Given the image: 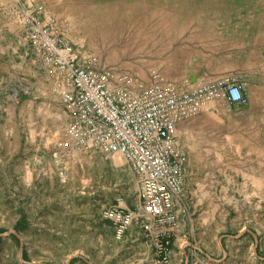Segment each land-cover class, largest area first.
I'll use <instances>...</instances> for the list:
<instances>
[{"label": "rangeland", "instance_id": "rangeland-1", "mask_svg": "<svg viewBox=\"0 0 264 264\" xmlns=\"http://www.w3.org/2000/svg\"><path fill=\"white\" fill-rule=\"evenodd\" d=\"M148 1L32 0L101 68L245 86L246 106L215 102L179 126L208 190L196 194L191 181L176 200L165 264H264V0ZM23 3L0 0V264H163L153 237L134 225L118 239L104 219L140 204L123 158L54 157L69 118L59 76L23 28ZM97 6L110 16L97 18Z\"/></svg>", "mask_w": 264, "mask_h": 264}, {"label": "built area", "instance_id": "built-area-1", "mask_svg": "<svg viewBox=\"0 0 264 264\" xmlns=\"http://www.w3.org/2000/svg\"><path fill=\"white\" fill-rule=\"evenodd\" d=\"M21 23L42 63L60 78L58 95L69 118L63 152L119 156L138 180L137 210L114 207L104 212L116 237L137 225L153 237L160 262L169 260L167 240L177 224L175 202L182 195L188 156L178 145V129L211 104L246 106L243 84L232 76L216 81H172L154 73L138 75L101 68L60 36L56 19L41 3L20 6Z\"/></svg>", "mask_w": 264, "mask_h": 264}, {"label": "crops", "instance_id": "crops-1", "mask_svg": "<svg viewBox=\"0 0 264 264\" xmlns=\"http://www.w3.org/2000/svg\"><path fill=\"white\" fill-rule=\"evenodd\" d=\"M196 172L195 168L193 167L192 160L190 159V156L188 154V165H187V175H186V182L185 186L188 188L190 185V182H193L192 189L196 194H204L207 189V187H204V181L201 179V175Z\"/></svg>", "mask_w": 264, "mask_h": 264}, {"label": "bare ground", "instance_id": "bare-ground-1", "mask_svg": "<svg viewBox=\"0 0 264 264\" xmlns=\"http://www.w3.org/2000/svg\"><path fill=\"white\" fill-rule=\"evenodd\" d=\"M112 2H115V3H118L120 0H111ZM130 1H133V0H126V2H130ZM140 1H143V2H147L148 0H140ZM149 1H153L151 4L154 6V8L159 4V2H157V1H159V0H149ZM148 1V2H149ZM99 7H101V6H99ZM98 6L96 7L97 8V14L95 13V15H96V17L97 18H102V20H104V19H106V17H109L110 16V14L108 13L107 15H105L106 13L103 11V9H98L99 8ZM153 11H151V10H147L146 11V13L148 12V13H151V15H153L154 17H156V16H159V15H161V13H159L158 11H156V9H152ZM104 22V21H103ZM103 26V25H102ZM114 27H116V26H112L111 27V29L112 28H114ZM98 29V28H97ZM103 30V29H102ZM105 30V29H104ZM100 34H102L101 32H100ZM103 40V39H102ZM253 57V56H252Z\"/></svg>", "mask_w": 264, "mask_h": 264}]
</instances>
